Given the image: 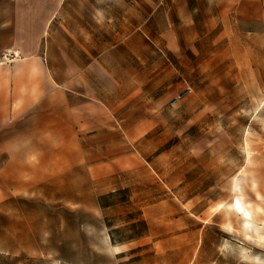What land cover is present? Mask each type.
<instances>
[{
	"label": "rangeland",
	"instance_id": "obj_1",
	"mask_svg": "<svg viewBox=\"0 0 264 264\" xmlns=\"http://www.w3.org/2000/svg\"><path fill=\"white\" fill-rule=\"evenodd\" d=\"M92 2L126 27L105 34L126 71L115 93L152 124L105 127V80L0 66L14 74L0 79V264H264L260 15L247 0Z\"/></svg>",
	"mask_w": 264,
	"mask_h": 264
},
{
	"label": "crops",
	"instance_id": "obj_2",
	"mask_svg": "<svg viewBox=\"0 0 264 264\" xmlns=\"http://www.w3.org/2000/svg\"><path fill=\"white\" fill-rule=\"evenodd\" d=\"M248 1L242 14L260 15L264 27V0L259 5ZM110 28L113 33L115 28L121 29L105 27V8L94 7L92 0H0V66L42 64L46 68L43 78L58 86L64 85L63 80L73 81L71 84L105 80V127H150V109L145 110L149 116H136L134 111H127L124 96L115 93L117 87L125 89L126 71L109 61L105 34H111ZM125 30H118L117 35ZM129 69L133 73V68ZM0 79L12 81L14 74L3 71ZM110 90L113 94L108 93ZM0 91L1 96L6 95V87ZM236 197L242 209L239 213L252 221L250 204L242 196Z\"/></svg>",
	"mask_w": 264,
	"mask_h": 264
},
{
	"label": "bare ground",
	"instance_id": "obj_3",
	"mask_svg": "<svg viewBox=\"0 0 264 264\" xmlns=\"http://www.w3.org/2000/svg\"><path fill=\"white\" fill-rule=\"evenodd\" d=\"M238 187V185L236 186V188ZM231 207L232 208H235L238 212H240L242 209H241V206H240V200L236 197L235 200L231 203ZM245 223L247 225H250L251 224V221L246 219L245 220ZM257 234V233H256ZM261 239V238H260Z\"/></svg>",
	"mask_w": 264,
	"mask_h": 264
},
{
	"label": "built area",
	"instance_id": "obj_4",
	"mask_svg": "<svg viewBox=\"0 0 264 264\" xmlns=\"http://www.w3.org/2000/svg\"><path fill=\"white\" fill-rule=\"evenodd\" d=\"M178 99H179V97H176V98H175V102H176Z\"/></svg>",
	"mask_w": 264,
	"mask_h": 264
}]
</instances>
